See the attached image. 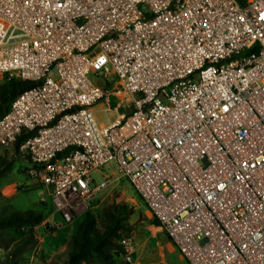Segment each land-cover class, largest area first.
<instances>
[{
  "label": "built area",
  "instance_id": "2783aa9c",
  "mask_svg": "<svg viewBox=\"0 0 264 264\" xmlns=\"http://www.w3.org/2000/svg\"><path fill=\"white\" fill-rule=\"evenodd\" d=\"M0 75L36 82L0 150L29 133L63 223L113 162L187 264H264V0H0Z\"/></svg>",
  "mask_w": 264,
  "mask_h": 264
},
{
  "label": "rangeland",
  "instance_id": "374dc122",
  "mask_svg": "<svg viewBox=\"0 0 264 264\" xmlns=\"http://www.w3.org/2000/svg\"><path fill=\"white\" fill-rule=\"evenodd\" d=\"M0 75V84L3 82ZM115 100L112 97L109 111L100 105L94 106V113L101 124L115 119ZM107 107V106H106ZM121 112V110H119ZM10 164L7 170L0 172V217L12 211L43 210V220L34 228L35 243L23 257L21 264H66L67 242L71 238L77 223L86 210L95 212L117 203L132 208L126 223L130 225L132 251L127 264H183L176 247L167 238L160 226L151 223L152 216L125 178H119L115 163L91 173L95 184L108 180L110 184L101 190L93 201L85 204L77 202L72 210L73 221L65 224L58 213L53 211L46 188L36 182L27 173H23L24 158L13 151L7 153ZM50 202L44 207L41 203ZM8 250L0 245V264ZM86 264V263H83ZM114 264H125L119 257Z\"/></svg>",
  "mask_w": 264,
  "mask_h": 264
},
{
  "label": "trees",
  "instance_id": "16d2710c",
  "mask_svg": "<svg viewBox=\"0 0 264 264\" xmlns=\"http://www.w3.org/2000/svg\"><path fill=\"white\" fill-rule=\"evenodd\" d=\"M35 84L36 82L33 81L4 77L0 84V117L10 108L11 102L18 94ZM28 135L29 133L22 132L11 148L0 150V172L8 169L9 150L13 149L18 153L19 144ZM26 171L25 164L23 173L26 174ZM137 196L141 200L138 194ZM41 204L46 207L50 202ZM131 213V207L117 203L110 204L97 212L86 210L67 242L66 264H114L124 253L120 240L131 232L130 225L126 223ZM43 218L42 209L12 211L0 217V245L8 250L2 264H21L23 255L35 243L34 228ZM151 223L156 227L160 226L155 217L152 218ZM167 238L171 241L168 235Z\"/></svg>",
  "mask_w": 264,
  "mask_h": 264
},
{
  "label": "crops",
  "instance_id": "0c3cea01",
  "mask_svg": "<svg viewBox=\"0 0 264 264\" xmlns=\"http://www.w3.org/2000/svg\"><path fill=\"white\" fill-rule=\"evenodd\" d=\"M26 164V161L24 159V165ZM24 167V166H23ZM148 212V211H147ZM149 213V212H148ZM171 242V241H170ZM179 253V252H178ZM180 258L183 260V264H187L184 258L179 254Z\"/></svg>",
  "mask_w": 264,
  "mask_h": 264
}]
</instances>
